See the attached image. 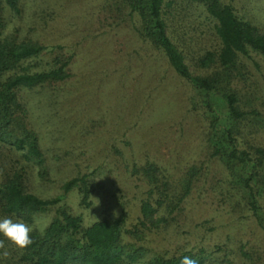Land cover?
Masks as SVG:
<instances>
[{"label":"rangeland","instance_id":"1","mask_svg":"<svg viewBox=\"0 0 264 264\" xmlns=\"http://www.w3.org/2000/svg\"><path fill=\"white\" fill-rule=\"evenodd\" d=\"M221 1L264 29V0ZM19 8L16 14L0 4L5 32L45 45L44 61L61 46L59 52L71 57V76L21 92L46 158V180L21 153L1 143L0 180L4 171L22 166L28 191L43 199L63 197L85 226L124 213L125 229L141 231L139 238L125 233L124 242L147 249L150 256L203 249L211 264H264V231L239 196L233 197L227 170L209 156V119L201 98L162 51L140 38L138 18L121 0H20ZM168 25L189 69L205 73L196 62L217 50L219 38L203 7L175 0ZM241 61L247 74L234 86L260 116L243 122L239 147H264V58L252 53ZM146 163H155L178 188L187 169L200 170L182 211L159 229L139 225L149 186L134 169ZM79 175L92 180L88 209L80 206L77 191L63 196L61 189ZM260 204L264 210V196ZM54 215H37L34 226L42 231Z\"/></svg>","mask_w":264,"mask_h":264},{"label":"trees","instance_id":"2","mask_svg":"<svg viewBox=\"0 0 264 264\" xmlns=\"http://www.w3.org/2000/svg\"><path fill=\"white\" fill-rule=\"evenodd\" d=\"M203 7L214 22L219 38L216 51L207 52L196 62L205 73L195 74L185 62V55L168 34V18L175 0H121L130 16L138 18L137 33L166 56L175 72L189 82L201 98L209 119L208 153L217 158L228 172V184L233 197L251 211L264 231V147L247 144L240 148L243 122L259 117L258 111L234 86L245 79L247 72L241 57L256 54L264 58V29L239 18L233 7L221 0H188ZM12 12L20 11V0H0ZM55 51L50 61H44L47 47L36 40L18 39L5 32L0 15V143L21 153L27 163L34 164L39 176L46 180L47 163L38 138L30 128L28 110L21 102V92L53 86L70 78L71 57ZM149 186L142 201L139 225L148 230L159 229L169 218L179 214L183 203L196 184L199 169L190 167L174 186L155 163H146L140 171ZM25 169L13 166L3 172L0 180V217L21 219L30 224L33 244L23 250L5 241L0 247V264H180L184 255L196 258L199 264H211L210 255L203 249L182 251L171 256H150L147 249L125 243L124 234L138 237L139 228L125 229L126 215L103 218L85 226L80 215L72 214L63 197L43 199L27 189ZM63 196L77 191L80 206L90 208L92 180L79 175L64 182ZM54 211L55 215L42 231L34 226L37 215ZM2 239V237H0ZM245 258L251 255L244 249ZM221 264V263H219ZM226 264V262L224 263ZM254 264V263H252Z\"/></svg>","mask_w":264,"mask_h":264},{"label":"clouds","instance_id":"3","mask_svg":"<svg viewBox=\"0 0 264 264\" xmlns=\"http://www.w3.org/2000/svg\"><path fill=\"white\" fill-rule=\"evenodd\" d=\"M33 231V227L21 219L0 217V237H2L0 247H3L7 241L12 247L23 250L33 244ZM180 264H199V262L192 256L184 255Z\"/></svg>","mask_w":264,"mask_h":264}]
</instances>
